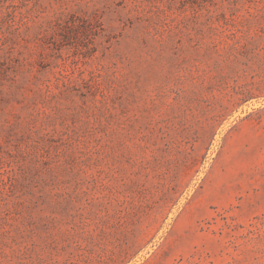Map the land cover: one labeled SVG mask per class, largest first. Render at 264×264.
Masks as SVG:
<instances>
[{
    "label": "rangeland",
    "instance_id": "374dc122",
    "mask_svg": "<svg viewBox=\"0 0 264 264\" xmlns=\"http://www.w3.org/2000/svg\"><path fill=\"white\" fill-rule=\"evenodd\" d=\"M0 264H264V0H0Z\"/></svg>",
    "mask_w": 264,
    "mask_h": 264
}]
</instances>
